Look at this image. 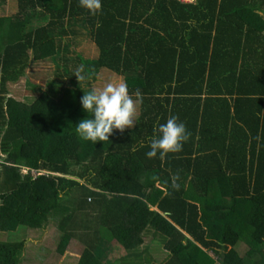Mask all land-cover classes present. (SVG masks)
<instances>
[{
    "label": "trees",
    "instance_id": "16d2710c",
    "mask_svg": "<svg viewBox=\"0 0 264 264\" xmlns=\"http://www.w3.org/2000/svg\"><path fill=\"white\" fill-rule=\"evenodd\" d=\"M15 1L0 14V232L56 221L57 252L77 239V264L114 262L102 228L129 257L152 231L162 264H264V0H102L95 15L79 0ZM79 24L97 52L74 62L63 38ZM44 61L58 69L47 90L17 99L11 86ZM106 72L143 101L134 127L94 144L75 129ZM172 116L191 137L148 158ZM26 243L0 241V264H23Z\"/></svg>",
    "mask_w": 264,
    "mask_h": 264
},
{
    "label": "rangeland",
    "instance_id": "374dc122",
    "mask_svg": "<svg viewBox=\"0 0 264 264\" xmlns=\"http://www.w3.org/2000/svg\"><path fill=\"white\" fill-rule=\"evenodd\" d=\"M9 6H16V1L12 0L11 2L10 0L9 4L0 5V14H6ZM63 43L68 45L65 52L74 62L78 60V54L80 53L93 56L97 52L89 32L80 24L69 28V33L64 36ZM56 70H58L56 65L51 61L31 63L27 74L15 85H12L10 89H12L14 96L19 100L34 99L38 95L40 88L47 90V82L56 77L54 74ZM121 81L125 82L121 76L106 72L99 77L93 87L99 90L106 83H119ZM33 82L40 84L34 92L32 90ZM1 143L2 140H0V159H3L6 154L2 151ZM71 203L68 202V206H71ZM55 223L56 221L49 223L42 230L30 231L28 227L20 226L16 231L0 232V241L18 242L26 240V261L23 260V264L27 262L45 264L49 260H57L58 264H77L79 251L75 247L73 248V244L75 246L78 240L76 239L74 243H70L68 252L63 255L58 254L56 241L59 242L57 237H60L61 233L57 230ZM102 234L109 243V250L111 252L116 251L110 257L114 261L112 264H124L127 263V260L136 261L135 264H162L170 258V253L165 249V245L153 237L152 231L146 234V242L140 247V252H143L142 257H129L127 250L112 238L111 233L107 229L102 228ZM83 243L86 244L85 242ZM238 249L243 255L250 250L246 244L238 246ZM109 254L111 255V253Z\"/></svg>",
    "mask_w": 264,
    "mask_h": 264
},
{
    "label": "clouds",
    "instance_id": "9594fccd",
    "mask_svg": "<svg viewBox=\"0 0 264 264\" xmlns=\"http://www.w3.org/2000/svg\"><path fill=\"white\" fill-rule=\"evenodd\" d=\"M80 6L89 10L93 15L102 9V0H79ZM79 81L84 77L76 74ZM85 93V92H84ZM133 95L129 93L127 84L106 83L101 89L92 88L81 98L83 109L90 114L76 124V133L84 141H109L114 130L124 132L126 128L136 125L137 108L143 101L142 93L137 90ZM148 158L159 156L163 160L169 153L182 151L183 144L189 140L191 133L184 123L179 122L176 116L170 117L166 123L160 124L154 130ZM135 151V149H133Z\"/></svg>",
    "mask_w": 264,
    "mask_h": 264
},
{
    "label": "built area",
    "instance_id": "2783aa9c",
    "mask_svg": "<svg viewBox=\"0 0 264 264\" xmlns=\"http://www.w3.org/2000/svg\"><path fill=\"white\" fill-rule=\"evenodd\" d=\"M181 1H183V2H190V3H192V2H195L196 0H181Z\"/></svg>",
    "mask_w": 264,
    "mask_h": 264
},
{
    "label": "crops",
    "instance_id": "0c3cea01",
    "mask_svg": "<svg viewBox=\"0 0 264 264\" xmlns=\"http://www.w3.org/2000/svg\"><path fill=\"white\" fill-rule=\"evenodd\" d=\"M154 209H158V207L156 206V207H153Z\"/></svg>",
    "mask_w": 264,
    "mask_h": 264
},
{
    "label": "flooded vegetation",
    "instance_id": "af4514ba",
    "mask_svg": "<svg viewBox=\"0 0 264 264\" xmlns=\"http://www.w3.org/2000/svg\"><path fill=\"white\" fill-rule=\"evenodd\" d=\"M6 156H4V158H5ZM2 159H0V161H1Z\"/></svg>",
    "mask_w": 264,
    "mask_h": 264
}]
</instances>
